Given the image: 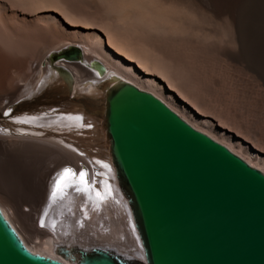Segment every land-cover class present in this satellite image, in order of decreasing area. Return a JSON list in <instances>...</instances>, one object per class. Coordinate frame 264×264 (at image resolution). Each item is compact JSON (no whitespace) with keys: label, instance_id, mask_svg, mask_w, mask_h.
<instances>
[{"label":"water","instance_id":"95a60500","mask_svg":"<svg viewBox=\"0 0 264 264\" xmlns=\"http://www.w3.org/2000/svg\"><path fill=\"white\" fill-rule=\"evenodd\" d=\"M82 60L73 46L50 54L68 84H51L43 101L65 100L100 126L143 258L77 244L55 253L70 264H264V172L121 78L98 96L72 93L71 72L56 63ZM0 264L66 263L29 250L0 208Z\"/></svg>","mask_w":264,"mask_h":264},{"label":"rangeland","instance_id":"374dc122","mask_svg":"<svg viewBox=\"0 0 264 264\" xmlns=\"http://www.w3.org/2000/svg\"><path fill=\"white\" fill-rule=\"evenodd\" d=\"M131 1L0 0V51L5 55L4 59H23L25 66L35 64L38 69L48 61L45 56L49 48H62L68 42L95 48L104 46L111 55L121 58L138 71L145 80H136V83L145 91H153L164 98L196 127L232 147L241 158L254 163L257 169L264 172V164L259 160L264 159V0H215L220 9L236 6L241 25L239 31L233 30L235 27L230 24L227 13L218 19L208 13L207 4L211 0H192L188 3L183 0L182 6L175 5L182 9V12L177 9L180 14H174L176 17L182 15L183 23L181 18L176 21L170 17L175 15L169 17L174 20H171L172 23L177 22L179 26H171L170 18L165 20L167 16L159 18L167 21L166 26L160 22L156 25L146 14H140L142 22L141 18H135L136 11L131 8L135 4L133 1L129 3ZM148 1L145 0L146 3ZM126 4H131L130 8ZM143 6H137V11L142 8L141 13H146L148 6L147 10ZM167 6L166 9H169ZM164 8L159 9L158 6L159 11ZM187 8L191 12L185 14ZM202 8L203 12L207 11L206 14H202ZM150 13L154 20L155 16L158 18L153 15L154 12ZM207 14L212 15L211 18L208 19ZM62 16L67 17L72 25L65 22ZM39 34L48 41L43 42ZM14 66L0 89V102H3L0 109H10L21 103L17 101L21 99V92L15 90L24 85ZM33 80L30 77L26 82ZM12 96L20 98L16 97L17 102L12 103L8 99ZM65 104V100L56 99L51 105ZM9 122L2 118L0 128L21 131L9 126ZM97 124L88 128L94 136H97ZM88 130L85 129L86 135L83 134L90 137ZM101 135L104 140L103 132ZM104 151L107 155L108 148Z\"/></svg>","mask_w":264,"mask_h":264},{"label":"bare ground","instance_id":"6f19581e","mask_svg":"<svg viewBox=\"0 0 264 264\" xmlns=\"http://www.w3.org/2000/svg\"><path fill=\"white\" fill-rule=\"evenodd\" d=\"M132 1L136 5L131 7L136 11L137 16L135 15V18H141L142 20L143 17L140 14H146L145 16H150L148 19L153 23L156 22V25H158L157 22H160L166 26L168 23L165 20L174 17V20L177 21V18L180 19L182 16L176 17L175 14H180L179 11L182 9L179 8V10L177 7L180 4L182 6L183 0H153L155 4L151 0L147 2H151L149 4L145 0L144 2L142 0ZM132 1L129 3L132 4ZM184 1L188 3L192 0ZM215 3V0H211L207 4L208 13H212L213 17L217 19L224 15L223 13H227L230 24L235 27V29L232 27L233 30L237 29L239 31L241 25L236 6L220 9L217 7L218 4ZM131 4L126 5L129 7ZM143 4L148 6V10L147 6L145 8L146 13L143 12L144 10L141 13L142 8H144ZM167 5L169 9L171 8L170 10L173 9L171 12L167 8L171 13L166 9ZM137 6L142 7L141 10L138 9L140 12L137 11ZM150 6L156 8L152 9ZM158 6L159 9H163L165 6L163 12L159 11ZM172 6L175 7L176 12ZM149 8L152 13L154 12L153 15L156 14L158 17L156 19L155 16V20L161 21L154 20ZM121 10L123 13V9ZM186 10H184V12L186 11L185 14L191 12L188 11V8ZM167 12L170 14H167ZM205 12L207 13V11ZM207 16L209 19L212 15L207 14ZM62 17L65 22L72 25L67 17ZM162 17L163 19L166 17L165 20L159 19ZM171 20L173 19L170 18L171 26L172 24L176 25L177 22L172 23L174 20L172 22ZM223 20L225 19L223 18ZM181 21L183 23V19ZM218 22L220 23V21ZM50 32L52 33V31ZM38 38L37 41H39ZM40 39H42V36ZM46 39V37H43L42 41L47 42ZM71 46L82 50V62L72 64L58 62L56 65L64 66L71 72L74 79L72 93H91L98 96L97 88L106 83L111 84L115 78H121L143 89L136 83V80H145L138 71L132 65H127L121 58L111 55L110 51L107 50L108 48L106 49L104 46L95 48L87 44L68 42L62 48H49L45 56L46 60H48L50 54L60 52ZM1 51L0 89L4 87V81L9 78V71L14 65H16L14 67L18 71L17 76L24 85L23 88L19 87L15 90V92H21V99H17L21 103L10 109L8 107L7 109H0V120L2 118L10 120L9 126L21 129V131H15L0 128V208L7 220L19 232L18 234L22 237L21 239L26 247L30 248L29 250L36 254L61 260L66 264L70 263L55 253V249L59 245L77 244L84 247L116 248L119 252L143 258L140 241L131 225V213L127 203L123 201L116 190L115 172L108 154L106 155L104 151L107 150V146L102 138L100 126L97 124V136H94L88 128L93 127L96 121L85 112L75 108L70 103L65 102L66 104L63 106H53L52 103L49 105V102L42 101L47 95L48 87L51 84H59L67 88V77L55 72L48 61L45 66L41 64L38 69L35 68V64L30 67L26 65V67V61L23 62V59L16 58V61L13 58L4 59L5 55ZM238 56H233V58L238 60ZM126 59L131 62L129 58L126 57ZM94 61L104 65L106 68L104 76H100L91 66ZM139 69L142 68L139 66ZM30 77L34 80L27 83L26 81H29ZM170 89L174 90L173 88ZM149 92L184 118L164 98L153 91ZM16 97L12 96L8 99L15 103L17 102ZM0 104L2 105L3 102H0ZM184 120L190 125L192 124L186 118ZM82 126H86V128ZM192 126L222 143L203 129H199L194 124ZM85 129L88 130V135L91 134L90 137L84 136ZM238 144L242 145L239 141ZM224 145L239 155L235 149L226 144ZM259 160L264 164V159L261 160L260 158ZM248 163L257 168L254 163ZM66 168L72 169L75 175L65 174L61 176L60 174ZM81 173H85V175L81 176ZM96 173L99 175H96Z\"/></svg>","mask_w":264,"mask_h":264},{"label":"snow or ice","instance_id":"6c2138e0","mask_svg":"<svg viewBox=\"0 0 264 264\" xmlns=\"http://www.w3.org/2000/svg\"><path fill=\"white\" fill-rule=\"evenodd\" d=\"M65 174H71V175H75L73 172H72V169L70 168H66L63 170V172L60 174L61 176H64ZM85 173H81V176H84Z\"/></svg>","mask_w":264,"mask_h":264}]
</instances>
